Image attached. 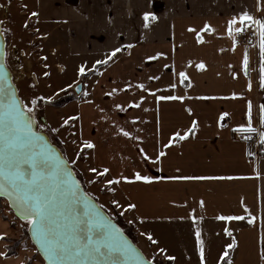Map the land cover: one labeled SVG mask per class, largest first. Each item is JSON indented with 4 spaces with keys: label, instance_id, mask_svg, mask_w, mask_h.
Here are the masks:
<instances>
[{
    "label": "crops",
    "instance_id": "1",
    "mask_svg": "<svg viewBox=\"0 0 264 264\" xmlns=\"http://www.w3.org/2000/svg\"><path fill=\"white\" fill-rule=\"evenodd\" d=\"M0 3L9 12V62L22 66L26 87L36 78L34 97L51 102L84 84L61 108L45 103L42 119L90 193L133 227L147 258L201 264L199 230L204 264H222L225 252L226 264H264V60L257 32L246 46L227 31L243 12L264 19V0ZM145 13L155 19L145 21ZM249 124L254 132L240 131ZM250 135L260 143L255 154ZM89 141L93 148L84 147ZM92 168L109 172L101 178ZM136 173L152 179L137 181ZM10 232L0 217V264H23L22 255L6 256Z\"/></svg>",
    "mask_w": 264,
    "mask_h": 264
},
{
    "label": "snow or ice",
    "instance_id": "2",
    "mask_svg": "<svg viewBox=\"0 0 264 264\" xmlns=\"http://www.w3.org/2000/svg\"><path fill=\"white\" fill-rule=\"evenodd\" d=\"M150 17L155 19L151 13H145V21ZM237 23L239 27H236ZM249 26L255 27L260 36L261 58L264 60V19H257L243 12L238 20L234 17L228 21L227 31L231 36L234 32L246 30ZM189 30L193 31V29ZM203 30L212 29L205 24ZM4 55V52L0 51V75H3ZM247 62L245 56V66ZM197 68L203 69L204 64H198ZM79 71L84 73L85 69L81 67ZM261 72L264 73V65L261 67ZM180 76L186 79L184 72H181ZM261 81V86L264 87V75L261 76ZM159 99H173V97L162 96ZM35 103L36 101L33 100L32 104ZM31 112L32 109L22 105L14 93L4 95L0 90V196L7 195L15 205L17 215L27 221L48 264H152L151 261L144 260L127 242L121 229L100 213L99 206L92 204L87 194L80 191L79 183L73 178L65 162L44 142L43 137L32 130L34 120L30 116ZM226 115L227 113L222 114L221 118ZM195 127L196 122L193 121V128L189 131H194ZM240 131L254 132L255 129L249 124L247 128L241 126ZM176 135L179 139H184L188 133L183 136L179 133ZM260 140L264 142V132L260 133ZM84 147L93 148L94 145L89 141ZM90 171L103 178L109 169L98 171L92 168ZM121 179L127 178L121 177ZM135 179L149 182L152 178L136 173ZM171 179L193 178L172 177ZM114 183H119V180H106L108 185ZM127 207L131 209L135 205L128 204ZM242 218L218 217L221 220ZM248 222L253 221L250 219ZM196 237L200 245L201 264H204L199 230ZM148 239L156 243L151 235ZM234 246L235 241L227 245L229 249ZM227 255L228 253L225 252L220 259L224 260ZM168 259L171 260L173 257Z\"/></svg>",
    "mask_w": 264,
    "mask_h": 264
},
{
    "label": "rangeland",
    "instance_id": "3",
    "mask_svg": "<svg viewBox=\"0 0 264 264\" xmlns=\"http://www.w3.org/2000/svg\"><path fill=\"white\" fill-rule=\"evenodd\" d=\"M9 20H10L9 19V12H8L7 7L4 6V4L0 3V22L2 25V32L6 38V41H7V45H9V39L11 36L10 35V28L8 26ZM8 52H9V49L7 47L6 48V62H7L8 67L12 71L13 79H14V82H15L17 88H18L19 96L23 102V105H26L28 108L32 109V112L30 114L36 119L37 129L40 132L45 133L50 138L51 142L57 141L59 143L60 147L62 148L63 152L65 153L64 143L58 137L56 129L52 128L51 125L48 123L45 124L44 120L42 119V118H44V115L42 114V112H40L43 109V107L45 106V103L47 105L53 107V108H57V107H54L53 105H51V102H53V101L44 102V100L39 98L38 96L34 97L37 93V90L41 89V85H37L36 82H33L34 77H32V78H30L32 80L31 86L26 87L24 84L25 81L20 78V75H23L25 77V73L22 74L23 73V71L21 70L22 66H20V64H18V63L13 64V62H11V61L9 62V53ZM14 55L16 56L17 54H14ZM19 58L20 57H18V55H17L18 60H19ZM68 76H70V74ZM34 80H36V78ZM47 89H49V87H47ZM50 92L52 93V89H50ZM69 93L72 94V97H74V98L76 97V94L74 93L73 89L70 90ZM27 98H29V99L32 98V101L35 100L36 101L35 105H33L31 102H28ZM64 156L66 157V153L64 154ZM74 169L77 171V169L75 167H74ZM80 176L82 178L86 192L92 198L96 199L98 204L105 210V212H107L108 215L112 219L117 220V219L121 218V219H123V221L126 224H128L126 222V220L124 219V217L120 213H118L114 208H112L110 206H102L99 202L98 196L97 195L94 196L92 193H90V191L88 190V187L86 186V183L84 181V177L81 174H80ZM0 217L5 222L10 223V226H11V232L8 235V239L6 240V244H8L6 251L10 250V251H13L15 255H22L24 257L23 264H45L44 260L41 258L40 254L38 253L36 247L32 243L30 236H28L30 226L28 225L27 221L18 219L14 215L13 211L10 210L8 202L6 200H3V199H0ZM134 234H135L134 239H135L136 245H138L136 233H134ZM148 259L153 261V262L156 261V262H159L160 264H165V262L162 260H156V259L154 260L152 258H148Z\"/></svg>",
    "mask_w": 264,
    "mask_h": 264
},
{
    "label": "water",
    "instance_id": "4",
    "mask_svg": "<svg viewBox=\"0 0 264 264\" xmlns=\"http://www.w3.org/2000/svg\"><path fill=\"white\" fill-rule=\"evenodd\" d=\"M6 48H7V41H6V38L2 32V25H1V22H0V51H3L4 52V57H3V65H4V68H3V75H0V90H2L3 94L4 95H7V94H11V93H14L15 94V97L21 102V104L23 105V102L19 96V92H18V88L13 80V74H12V71L10 70V68L8 67L7 65V62H6ZM84 92V84L82 82H80L78 85H76L74 87V93L77 95V96H81ZM30 116L32 117V119L34 120V123L32 125V130L36 133H38L41 137H43V140L44 142L49 145L52 149L55 150V154L57 156H59L64 162H65V165L67 167V169L72 173L73 175V178L79 183V188H80V191L82 193H85L87 194V196L89 197L90 201L92 204L94 205H97L99 206V211L101 214H103L104 216H107L111 222L113 224L116 225L117 228L121 229L122 228L108 215L107 212H105V210L98 204V202L92 198L84 189L83 185L81 184L80 180L78 179V177L76 176V173L72 167V165L69 163V161L67 160V158L64 156V154L61 152V150L55 146L50 138L43 132H40L38 129H37V124H36V119L30 114ZM0 199H3V200H6L8 202V205L10 207V210L13 211L14 215L22 220L19 215H17V212H16V208H15V205L13 204L12 200L7 196V195H4V196H0ZM122 233H123V236L124 238L127 240V242L133 247L135 248L139 254L143 257L144 260L146 261H151L149 260L145 254L142 252V250L124 233V231L122 230ZM29 235H30V239L32 241V243L34 244V246L36 247L38 253L40 254L41 258L44 260V263L45 264H48V261L47 259L45 258V255H44V252L43 250L40 248V246L36 243L34 237H33V232L32 230L29 228ZM152 264H156L154 263L153 261H151Z\"/></svg>",
    "mask_w": 264,
    "mask_h": 264
},
{
    "label": "trees",
    "instance_id": "5",
    "mask_svg": "<svg viewBox=\"0 0 264 264\" xmlns=\"http://www.w3.org/2000/svg\"><path fill=\"white\" fill-rule=\"evenodd\" d=\"M74 99L75 98L72 97V94H70L69 91H66L59 98H57L56 100H54L53 102H51V105H53L54 107H57V108H61L64 105H67L68 103H70L71 101H73ZM52 143L55 146H57L61 150V152L63 154H65L57 141L56 142H52ZM261 146H262V154L264 155V144H261ZM73 169H74V167H73ZM74 171L76 173V176L78 177V179L80 180L81 184L83 185V187L85 189V186L83 184V181H82V178L80 176V173H78L75 169H74ZM85 191H86V189H85ZM113 220L122 228V230L124 231V233L136 244L135 239H134L135 238V234H134L135 231H134L133 227L130 226V225H128V224H126L123 221V219H121V218L120 219H117V220H115V219H113ZM28 236H30L29 233H28ZM14 255L15 254H14L13 251L7 250V254H6L7 257H12ZM227 260L228 259L226 257L224 259V261L222 262V264H226V261ZM154 263L160 264L159 262H156V261H154Z\"/></svg>",
    "mask_w": 264,
    "mask_h": 264
},
{
    "label": "built area",
    "instance_id": "6",
    "mask_svg": "<svg viewBox=\"0 0 264 264\" xmlns=\"http://www.w3.org/2000/svg\"><path fill=\"white\" fill-rule=\"evenodd\" d=\"M236 39L241 42L243 45L249 46L254 43L257 37L256 29L253 26H249L246 30H242L238 33L235 32ZM9 53H13V50L8 46ZM15 54L18 57H24V53L22 51L16 52ZM16 55V57H17ZM23 75H20V78H23ZM35 79V78H34ZM33 79V82L36 80ZM14 80V79H13ZM248 148L251 154H255L257 151V147L260 145L258 137L256 135H250L247 139Z\"/></svg>",
    "mask_w": 264,
    "mask_h": 264
}]
</instances>
